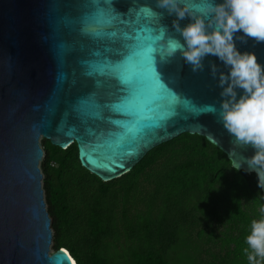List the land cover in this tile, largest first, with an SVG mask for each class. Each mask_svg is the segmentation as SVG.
<instances>
[{
	"label": "water",
	"instance_id": "1",
	"mask_svg": "<svg viewBox=\"0 0 264 264\" xmlns=\"http://www.w3.org/2000/svg\"><path fill=\"white\" fill-rule=\"evenodd\" d=\"M179 3L206 16L210 0ZM177 20L159 0H0V264H77L66 248L51 250L44 138L62 149L75 142L82 166L103 181L122 176L151 149L183 133L206 137L233 166L244 158L239 169L254 172L247 158L255 149L236 148L212 111L223 97L211 65L225 73L230 69L208 55L203 71L193 72L179 51L167 56L169 38L186 47L174 27ZM178 22L183 28L192 20L186 15ZM137 25L158 36L153 63L172 107L130 133L137 120L122 112H138L142 101L125 99L111 63L124 58ZM234 40L238 50L254 52L264 66V42L242 31Z\"/></svg>",
	"mask_w": 264,
	"mask_h": 264
},
{
	"label": "trees",
	"instance_id": "2",
	"mask_svg": "<svg viewBox=\"0 0 264 264\" xmlns=\"http://www.w3.org/2000/svg\"><path fill=\"white\" fill-rule=\"evenodd\" d=\"M42 146L53 247L77 264H249L262 188L206 137L183 133L110 181L82 166L75 142Z\"/></svg>",
	"mask_w": 264,
	"mask_h": 264
},
{
	"label": "clouds",
	"instance_id": "3",
	"mask_svg": "<svg viewBox=\"0 0 264 264\" xmlns=\"http://www.w3.org/2000/svg\"><path fill=\"white\" fill-rule=\"evenodd\" d=\"M159 6L175 12L178 20L186 15L192 22L181 28L178 20L174 27L186 42L169 38L166 45L167 56L179 51L192 66L193 72L203 71L204 58L216 56L230 71H219L217 65H211V75L218 76V86L223 97L220 108L212 111L218 115L224 128L234 137L236 148L251 146L255 154L247 158L248 168L256 172L258 187L264 188V66L254 52H241L236 47L234 35L243 32L257 42H264V0H222L215 3L210 0L206 16L195 15L187 7H181L179 0H159ZM243 39V37H241ZM243 95L237 96V89ZM213 142L215 137H213ZM244 163V158H242ZM242 163H235L239 170ZM260 217L250 221L249 234L243 248L249 264H264V206L260 208Z\"/></svg>",
	"mask_w": 264,
	"mask_h": 264
},
{
	"label": "snow or ice",
	"instance_id": "4",
	"mask_svg": "<svg viewBox=\"0 0 264 264\" xmlns=\"http://www.w3.org/2000/svg\"><path fill=\"white\" fill-rule=\"evenodd\" d=\"M157 41V35L149 34L137 25L131 32L124 58L111 63L116 69L112 75L120 81L123 93L127 94L125 99L130 102L142 101L138 112H122L137 120V124L128 129L130 133L141 131L149 126L154 118L172 107L171 93L161 83L153 63L152 53L157 50Z\"/></svg>",
	"mask_w": 264,
	"mask_h": 264
},
{
	"label": "rangeland",
	"instance_id": "5",
	"mask_svg": "<svg viewBox=\"0 0 264 264\" xmlns=\"http://www.w3.org/2000/svg\"><path fill=\"white\" fill-rule=\"evenodd\" d=\"M54 233V232H53ZM51 250L53 251V250H55L54 249V247H53V244L51 245ZM179 253V251L178 250H176L174 253H172L171 255H172V259H176V256H177V254Z\"/></svg>",
	"mask_w": 264,
	"mask_h": 264
}]
</instances>
